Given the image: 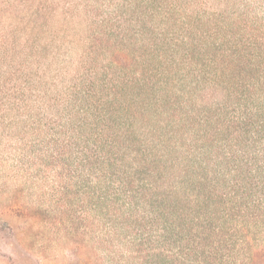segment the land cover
I'll use <instances>...</instances> for the list:
<instances>
[{
    "label": "trees",
    "instance_id": "trees-1",
    "mask_svg": "<svg viewBox=\"0 0 264 264\" xmlns=\"http://www.w3.org/2000/svg\"><path fill=\"white\" fill-rule=\"evenodd\" d=\"M5 233L8 264H264V0H0Z\"/></svg>",
    "mask_w": 264,
    "mask_h": 264
},
{
    "label": "rangeland",
    "instance_id": "rangeland-1",
    "mask_svg": "<svg viewBox=\"0 0 264 264\" xmlns=\"http://www.w3.org/2000/svg\"><path fill=\"white\" fill-rule=\"evenodd\" d=\"M0 264H8V256L10 255V245L6 244L9 241V235H0Z\"/></svg>",
    "mask_w": 264,
    "mask_h": 264
}]
</instances>
